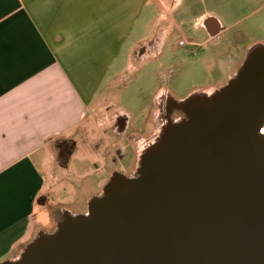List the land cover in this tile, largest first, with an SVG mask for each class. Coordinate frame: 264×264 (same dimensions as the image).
Masks as SVG:
<instances>
[{
	"label": "crops",
	"instance_id": "0c3cea01",
	"mask_svg": "<svg viewBox=\"0 0 264 264\" xmlns=\"http://www.w3.org/2000/svg\"><path fill=\"white\" fill-rule=\"evenodd\" d=\"M205 2L0 0V263L18 257L39 232L38 206H47L49 182L66 167L67 159L57 150L87 139L84 135L94 126L109 131L116 130L118 120L122 129L129 125L127 110L115 113L113 103L126 72L134 74L122 91L127 94L128 82H135L138 102L157 104V123L159 103L167 95L157 87V63L163 65L168 38L178 33L186 42L177 49H204L215 39H226L228 27ZM181 8L182 19L176 15ZM196 8L200 12L191 22L204 33L201 40L185 33V16ZM217 44L215 52L223 49V41ZM234 50L231 45L229 56H216L209 68L231 65ZM229 74L219 88L235 76ZM157 130L158 123L153 134ZM140 148L128 176L137 170ZM59 160L61 167L49 168V162Z\"/></svg>",
	"mask_w": 264,
	"mask_h": 264
},
{
	"label": "water",
	"instance_id": "95a60500",
	"mask_svg": "<svg viewBox=\"0 0 264 264\" xmlns=\"http://www.w3.org/2000/svg\"><path fill=\"white\" fill-rule=\"evenodd\" d=\"M160 103L136 172L0 264H264V46L224 87Z\"/></svg>",
	"mask_w": 264,
	"mask_h": 264
},
{
	"label": "rangeland",
	"instance_id": "374dc122",
	"mask_svg": "<svg viewBox=\"0 0 264 264\" xmlns=\"http://www.w3.org/2000/svg\"><path fill=\"white\" fill-rule=\"evenodd\" d=\"M204 5L222 18L228 27L226 39L224 36L215 39L204 49L189 45L177 49L179 42L182 41L180 35L175 33L168 38L163 65L157 63L159 75L157 87L167 94L165 96L176 100H183L197 91L219 88L227 83L229 71L233 73L232 76L238 72L251 46L264 45V0H254L252 3L248 0H206ZM196 9L185 16L187 18H185L187 24L185 33L189 39L201 40L204 33L194 29L191 22L194 14L200 12L199 8ZM250 11L257 12L250 18H245ZM182 12L183 8L176 14L181 19ZM221 41H223V49L215 52L213 47ZM227 45L230 49L231 45L235 47L230 55L232 64L228 66L226 65L229 64L228 62L222 66L215 64V71H213L209 67L217 59L216 56L219 58L229 56L226 53L230 52V49L224 48ZM209 61L210 64H208ZM133 74V71L126 72L123 80H120L119 92L113 102L115 113H120L121 108L127 110L128 114L124 113L129 118L127 128L117 132L94 126L84 135L87 139L74 144L66 160L67 168L65 167L64 171L60 160L57 163L52 161V164L49 162L50 169L56 170L60 166L62 170L58 171L55 181L49 182V191L45 192L48 199L47 206H38L36 228H39V231L54 230L57 224V213L62 209L74 214L88 212L89 199L103 192L114 171L129 175L135 170L140 140H146L153 134L157 123H160L159 119L162 123H167V120L163 119L164 115H167L165 110L167 104L159 103L162 112L159 113L160 118L156 123L154 109L158 107L157 104L138 102V98H135L133 93L136 87L139 88L135 82H128L131 89L124 94L122 90L128 85L126 81ZM181 118V114L175 112L172 119L179 121ZM59 153L60 151L57 150V154Z\"/></svg>",
	"mask_w": 264,
	"mask_h": 264
},
{
	"label": "flooded vegetation",
	"instance_id": "af4514ba",
	"mask_svg": "<svg viewBox=\"0 0 264 264\" xmlns=\"http://www.w3.org/2000/svg\"><path fill=\"white\" fill-rule=\"evenodd\" d=\"M168 113H169V110H167V109H165ZM168 113H167V115H168ZM118 127L116 128V130H117V132H121L122 130H124V129H122L121 127L123 126L122 124V121L121 120H118ZM143 141L142 140H140V143H138L139 144V148L141 147V143H142ZM73 144H64V146L62 147V149H61V151H60V155H61V157L64 159V160H66L67 158H68V155L71 153V151H72V148H73ZM115 173H117V171H114L113 172V174H115ZM112 174V175H113ZM130 175V174H129ZM45 200V198H42V200L41 201H44Z\"/></svg>",
	"mask_w": 264,
	"mask_h": 264
},
{
	"label": "built area",
	"instance_id": "2783aa9c",
	"mask_svg": "<svg viewBox=\"0 0 264 264\" xmlns=\"http://www.w3.org/2000/svg\"><path fill=\"white\" fill-rule=\"evenodd\" d=\"M186 44V42L183 40L180 42V46H184Z\"/></svg>",
	"mask_w": 264,
	"mask_h": 264
}]
</instances>
